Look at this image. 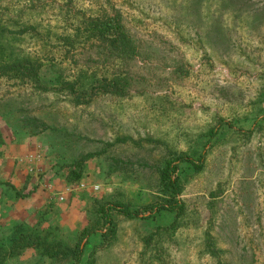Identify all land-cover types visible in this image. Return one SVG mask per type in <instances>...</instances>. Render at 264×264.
Wrapping results in <instances>:
<instances>
[{
    "label": "rangeland",
    "instance_id": "1",
    "mask_svg": "<svg viewBox=\"0 0 264 264\" xmlns=\"http://www.w3.org/2000/svg\"><path fill=\"white\" fill-rule=\"evenodd\" d=\"M102 8L133 48L116 27L84 40L79 64L112 90L82 100L54 77L77 72L64 37ZM14 56L41 58L42 87L0 77V264H75L78 245L80 264H264V0H0ZM204 151L181 166L183 215L115 213L105 237L104 204L159 199L165 161Z\"/></svg>",
    "mask_w": 264,
    "mask_h": 264
},
{
    "label": "trees",
    "instance_id": "2",
    "mask_svg": "<svg viewBox=\"0 0 264 264\" xmlns=\"http://www.w3.org/2000/svg\"><path fill=\"white\" fill-rule=\"evenodd\" d=\"M109 8H102L100 14L94 19H80V24L77 26L73 33H67L65 35V41L69 42L66 47L67 52L73 51L76 55L73 58L76 60L77 72L71 75L63 72L58 73L54 77L55 86L59 85L61 90L70 91V93L79 96L82 100L87 96V91L96 90L108 91L112 90L110 84L106 82V78L98 77L97 72L93 67L86 63H80L78 61L79 56H87V44L86 40L93 39H109L108 33H111L113 28H117L118 36L116 39L111 38L113 44H117L128 51L132 50L133 41L125 30V25L117 18V16L108 15ZM33 28V27H31ZM24 31H22L23 33ZM85 40V41H84ZM78 43L83 46L79 47ZM80 48L81 51L78 55L76 49ZM68 52V53H69ZM78 56V57H77ZM87 62V61H85ZM100 65H96L95 68L99 69ZM41 58L30 56H14L12 58L0 59V77H4L9 80H14L19 84L31 83L34 87H42L41 85ZM92 68L93 72L89 75V69ZM93 94V93H90ZM258 121L264 122V115L260 117ZM233 126L232 123L226 120L221 122L210 130V140H212L221 130L223 124ZM245 131L244 128L240 129ZM210 142V141H209ZM206 152H202L199 156H193L191 154H178L165 161V164L159 168V184L161 189V197L143 207L133 208L124 202H108L101 207L102 215L104 217L105 226L107 231L105 237L114 236L117 233L118 224L115 220L114 214H120L128 218L150 217L156 213L163 211L174 212L177 216H181L186 212V202L182 198L184 192V183L180 173L182 164H189L196 171H200L205 166ZM85 247L78 245L72 252L75 264H80L82 256L84 255Z\"/></svg>",
    "mask_w": 264,
    "mask_h": 264
}]
</instances>
